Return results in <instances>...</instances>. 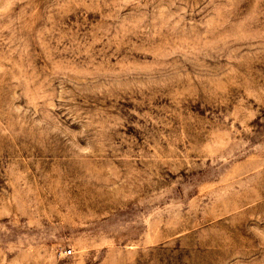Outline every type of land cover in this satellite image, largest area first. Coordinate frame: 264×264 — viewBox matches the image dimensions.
<instances>
[{
	"label": "rangeland",
	"instance_id": "rangeland-1",
	"mask_svg": "<svg viewBox=\"0 0 264 264\" xmlns=\"http://www.w3.org/2000/svg\"><path fill=\"white\" fill-rule=\"evenodd\" d=\"M0 264H264V0H0Z\"/></svg>",
	"mask_w": 264,
	"mask_h": 264
},
{
	"label": "built area",
	"instance_id": "built-area-1",
	"mask_svg": "<svg viewBox=\"0 0 264 264\" xmlns=\"http://www.w3.org/2000/svg\"><path fill=\"white\" fill-rule=\"evenodd\" d=\"M68 251H69V252H71V251H72V249H71V248H69V249H68Z\"/></svg>",
	"mask_w": 264,
	"mask_h": 264
}]
</instances>
